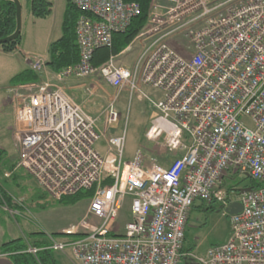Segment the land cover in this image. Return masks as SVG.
Masks as SVG:
<instances>
[{
	"label": "built area",
	"instance_id": "built-area-1",
	"mask_svg": "<svg viewBox=\"0 0 264 264\" xmlns=\"http://www.w3.org/2000/svg\"><path fill=\"white\" fill-rule=\"evenodd\" d=\"M70 1L79 12L78 63L50 82L47 61L24 54L28 70L45 82L11 94L17 166L57 201L94 189L84 216L64 231L79 236L51 240L49 249L69 252L76 264H264V0H157L133 41L150 42L129 68L117 65L116 56L98 67L92 61L138 16V5ZM72 78L95 80L91 94L98 82L117 91L102 115L86 113L60 86ZM122 91L153 107L145 138L161 149L165 165L140 150L126 160L125 128L106 135L120 120ZM245 177L261 186L240 195L231 183ZM125 198L130 216L121 231ZM235 202L242 208L229 216L228 239L203 255L184 254L193 206L216 204L227 215Z\"/></svg>",
	"mask_w": 264,
	"mask_h": 264
},
{
	"label": "rangeland",
	"instance_id": "rangeland-1",
	"mask_svg": "<svg viewBox=\"0 0 264 264\" xmlns=\"http://www.w3.org/2000/svg\"><path fill=\"white\" fill-rule=\"evenodd\" d=\"M156 2L157 0L152 4L157 6L158 4H156ZM150 13L151 8L149 15ZM22 16L20 44H23L22 46L24 49L33 52H45L47 43V40L44 39L47 30L45 23L39 20L36 21L34 17H31L28 2L23 4ZM60 36L61 30L60 24H58L57 31L53 34L51 41H56ZM149 42L150 40L145 41L144 38H142L140 42L135 41L130 49L125 50L119 55L116 59L117 65L127 68L131 67L137 56ZM178 44L179 43H173V47L181 51ZM43 58L46 60L45 57ZM22 67L23 62L21 56L18 54L0 57V149L6 152L10 165L17 161L19 146L15 136L14 103L9 97L11 96L10 94L13 88H19V86H13L9 79L12 75L20 72ZM47 70L48 69H46V71ZM36 75L39 77V81L36 83H28V85L45 82V77H42L41 74ZM48 79L50 82L55 81L54 74L50 73L49 70ZM94 81L95 80L91 79L72 78L64 83H60V86L90 115H94L92 114L94 112L95 115H102L117 91L105 83L98 82L97 89L93 90L91 94L88 91V87L91 83H94ZM143 90L151 98L156 99L161 96L150 88H144ZM77 98H80V100ZM117 107L121 114L117 128L107 129L106 135L121 134L125 128L126 152L132 151L134 153L136 150H140L147 156L157 158L158 163L161 165H165L164 159L159 158L162 152L161 149L156 151V149H154L156 143L147 141L145 138V134L151 126L153 119L150 117L153 107L149 102L139 98L137 95H134L129 101L128 92L122 91L117 102ZM98 127L99 129L103 128V121L98 122ZM96 147L99 152L102 151L99 149L98 143ZM3 181L2 177H0V185L4 187L8 196L14 201V204L18 203L19 209L18 211H10L12 219L6 212H4L5 215L1 212L0 214L4 220L7 219L6 216L9 217V220L7 219L5 223L8 221L13 229L18 232L19 236H21L20 238H24L31 242L32 240L29 238H31V235L34 233H40L42 234L41 236L48 237L50 242L54 239L76 238L74 235H64L62 229H68L81 220L89 205V198L81 197L74 204H66L54 200L43 192L24 170L15 181L9 180L7 183H3ZM249 183L250 179L245 177L243 179H236L232 181L231 184L241 189L249 186ZM130 204V198H125L118 218V226L121 231H123L125 223L129 221ZM213 207V211L207 210L204 211V213L201 211V225L199 229H197L201 242L197 248L198 251L196 253L198 254L204 253L211 245L219 243L225 234L228 221L223 217L224 215H222L221 212H218V205L213 204ZM1 208H4V205Z\"/></svg>",
	"mask_w": 264,
	"mask_h": 264
},
{
	"label": "trees",
	"instance_id": "trees-1",
	"mask_svg": "<svg viewBox=\"0 0 264 264\" xmlns=\"http://www.w3.org/2000/svg\"><path fill=\"white\" fill-rule=\"evenodd\" d=\"M125 3H136L139 7V14L133 18L129 26L123 31L113 35L111 48H101L94 53L92 64L98 67L108 61L110 56H118L126 50L140 34L145 27L151 4L153 0H123ZM29 12L36 19H44L51 14L52 4L48 0H28ZM79 17V12L72 5L70 0H66V8L63 14L61 24V37L51 43L48 48L47 67L50 72L55 74L61 69L74 66L79 61L78 46L75 37V24ZM16 28V9L11 1L0 0V39L12 35ZM21 34L13 42L0 46V49L5 53H13L20 45ZM39 77L25 70L11 79L13 86L25 85L28 83H36ZM178 156V155H176ZM18 162L15 161L11 165L8 163L7 154L0 149V177L7 183L9 180L15 181L23 170L19 168ZM6 173H10L9 177H5ZM250 188L258 189L261 185L254 182L249 183ZM94 189L82 191L75 195L64 197L59 202L66 204H74L81 197L91 199ZM4 205L7 211H18V203L14 204L11 197L8 196L6 190L0 185V207ZM207 210H214L213 205L202 204ZM219 211V208H218ZM40 233L31 235L32 241L18 238L3 243L0 246V254L7 255L11 258L14 264H57L54 254L49 249L50 241L48 237L41 236ZM79 236V235H78ZM76 236V237H78ZM28 238V237H26ZM37 250L35 254L28 252V248Z\"/></svg>",
	"mask_w": 264,
	"mask_h": 264
},
{
	"label": "crops",
	"instance_id": "crops-1",
	"mask_svg": "<svg viewBox=\"0 0 264 264\" xmlns=\"http://www.w3.org/2000/svg\"><path fill=\"white\" fill-rule=\"evenodd\" d=\"M48 1L52 4L51 14L48 17L44 18V19H36V18H34V19H36V21H38V20L40 22L42 21L46 25V29L47 30H46V35L44 36V39L47 40V43H46L45 52H43V53L42 52H33V51H30V50L24 49L23 46H22L23 44H20L17 47L16 51L13 52V53H5V52H3L0 49V57L18 54V55L21 56V60L23 62V67L21 68V71L16 73L15 75H12V77H10L9 81H11V79L13 77H15L16 75H18L19 73H21V72H23L25 70H28L27 64L25 63L24 58H23L24 54H31V55H35V56L45 57L46 61L48 62V48H49V45L54 42V41H51V38H52L53 34H55V32L57 31L58 24H60V30H61L63 14H64V11H65V8H66V0H48ZM19 2H20V6H21V17H22L21 19L23 20V16H22L23 4L27 3L28 0H19ZM28 7H29V5H28ZM22 43H23V41H22ZM132 44L129 47H131ZM128 48L126 50H128ZM116 57L118 58L119 55L116 56ZM46 69L49 70L48 67ZM48 70L46 71L47 74H48ZM11 94H12V91H11ZM159 97H161V96H159ZM9 98L12 100L11 96ZM77 99L80 100V98H77ZM12 102H13V100H12ZM84 111L86 113H88L86 110H84ZM92 114L95 115V112L92 113ZM94 115H91V116H94ZM98 115L99 114H96L94 117H96ZM153 115H154V111L152 110L151 114H150V117L152 118ZM102 129H99V130H102ZM98 146H99V149L102 150V151H100V153L102 155H104L105 152H106L105 142L104 141H100L98 143ZM133 155H134V153L132 151L125 152V159L126 160H130L133 157ZM197 211H199V212H197ZM201 211H202V213H204V211H206V209L204 207H201L200 204H195V206H193V208L190 211L188 222H187V227H186V230H185V238H184V246H183V253L184 254L203 255L207 251L206 250L204 253H201V254L196 253L198 251L197 248L201 244L200 236L198 235L199 233L197 232V229H199V226L201 225V218H202L201 217L202 216ZM210 211H213V210H210ZM0 212L3 213V214H4V212H6V214H8L9 216H10V213H11L10 211H7L5 208H1V207H0ZM223 217H225L227 219V221H228L227 227L225 229L224 237L219 243L213 244L210 247L215 246V245H220V244L224 243L229 237V216L228 215H224ZM6 218L9 220L8 216H6ZM10 218H11V216H10ZM6 220H4L2 215L0 214V246L3 243H6V242L11 241V240H16V239L21 237V236H19L18 232L13 229L11 224L8 223V221H7V223H5ZM66 229L67 228H64V229H62V231L66 230ZM54 257H55V260H56L57 264H76L73 261L72 257L70 256L69 252H65L63 254L55 253ZM0 264H14V263L12 262V260H11V258L9 256L0 254ZM183 264H196V263L191 261V260L184 259L183 260Z\"/></svg>",
	"mask_w": 264,
	"mask_h": 264
},
{
	"label": "water",
	"instance_id": "water-1",
	"mask_svg": "<svg viewBox=\"0 0 264 264\" xmlns=\"http://www.w3.org/2000/svg\"><path fill=\"white\" fill-rule=\"evenodd\" d=\"M4 1H11L15 5V9H16V28H15V31H14V33L12 35H10V36H8L6 38L0 39V46L15 41L21 34V6H20L19 0H4ZM251 190H252V188H243V189H240L238 191V194L242 195L244 193L250 192ZM241 208H242L241 204L239 202H235V203L227 206L224 209V211L227 213L228 216H232V215H235L238 212H240ZM220 211H221V209H219V212Z\"/></svg>",
	"mask_w": 264,
	"mask_h": 264
},
{
	"label": "bare ground",
	"instance_id": "bare-ground-1",
	"mask_svg": "<svg viewBox=\"0 0 264 264\" xmlns=\"http://www.w3.org/2000/svg\"><path fill=\"white\" fill-rule=\"evenodd\" d=\"M60 200H61V199H60ZM63 232H64V231H63ZM50 245H51V242H50ZM29 248H30V247H29ZM29 248H28V249H29Z\"/></svg>",
	"mask_w": 264,
	"mask_h": 264
}]
</instances>
